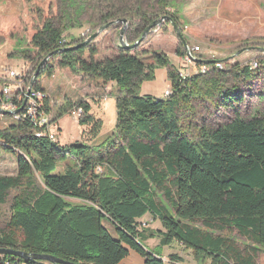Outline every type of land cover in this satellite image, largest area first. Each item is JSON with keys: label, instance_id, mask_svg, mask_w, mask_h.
<instances>
[{"label": "trees", "instance_id": "1", "mask_svg": "<svg viewBox=\"0 0 264 264\" xmlns=\"http://www.w3.org/2000/svg\"><path fill=\"white\" fill-rule=\"evenodd\" d=\"M62 2L61 7L47 4L45 16L34 7L28 10L31 18L39 14L37 20L23 21L26 26L15 38L19 46L8 57L38 67L52 54L59 69L112 83L118 90L115 129L100 140L103 122L90 113V105L66 101L53 121L57 124L63 114L80 107L78 123L87 128L82 135L94 144L59 149L57 142L34 135L28 121L0 130V150L16 162L14 176L0 177V215L9 203L0 248L71 264H119L130 251L144 264H186L179 253L170 254L167 263L161 258L160 250L177 245L196 264H256L264 249V114L243 118L238 106L241 85L264 74V62L217 69L215 61L203 64L199 59L210 71L183 78L164 53L152 54L153 64H144L138 46L95 61L89 47L65 49L73 46L64 35L80 7L74 0ZM113 2L99 0L88 7L89 21L106 26L129 16L137 20L129 34L134 39L168 8L167 0H149L133 9ZM171 20L176 23L175 17ZM176 55L182 57L183 51ZM156 68L167 69L171 95L139 96L140 85L153 79ZM54 71L53 65L43 66L37 79L52 77ZM34 88L42 91L38 84ZM51 108L47 96L43 109L52 114ZM228 108L233 117L221 125L198 122L203 109ZM70 161L63 172L57 171ZM144 218L157 221L160 229L142 227ZM232 231L246 242L243 248L229 237ZM150 239H158L155 250L143 244ZM7 261L36 264L0 256V262Z\"/></svg>", "mask_w": 264, "mask_h": 264}, {"label": "rangeland", "instance_id": "2", "mask_svg": "<svg viewBox=\"0 0 264 264\" xmlns=\"http://www.w3.org/2000/svg\"><path fill=\"white\" fill-rule=\"evenodd\" d=\"M69 1V0H68ZM77 8L76 16L73 17L72 29L65 33L66 41L73 45L81 44L95 51L94 60L103 61L114 58L121 48L120 32L123 30V39L127 44H134L143 36L138 35L137 39L131 38L130 28L137 20L126 19L113 20L104 26H96L88 19V7H94L99 0H74ZM109 2L110 0H103ZM115 4H125L127 8L133 9L139 4L145 7L149 0H113ZM168 8L162 17H156V25L142 38L138 44L136 53L146 65L153 64L152 54L164 53L169 57L170 64L181 74H186L189 66H185L181 59L180 64L177 58L172 56L177 51L187 47H198V57L202 63L215 61L226 65L239 64L247 66L253 62H264V0H167ZM68 3V2H67ZM47 4L52 7L63 6L62 0H0V92L5 86L14 90V83L9 79L10 72L18 75H25L22 87H26L37 69L34 64L28 63L20 58H9L13 52L16 37H19V29L23 30L25 19L36 21L38 13L27 14L28 10L34 7L40 14L48 15ZM103 4V3H102ZM74 6V7H75ZM84 9V10H83ZM53 8L52 12H55ZM83 10V11H82ZM71 11V10H69ZM165 17V19H163ZM175 17L176 23L169 19ZM126 20V26L121 22ZM118 21V22H117ZM19 30V31H18ZM24 34L25 30L22 31ZM95 35V38H92ZM23 46V45H22ZM88 54L84 59H88ZM200 63V64H202ZM227 63V64H226ZM55 66L52 77H41L37 79L41 90L51 101L52 115L66 101L72 104L87 103L90 105V113L95 118L102 120L103 127L100 140H104L113 134L116 125L117 110L116 100L117 88L111 83H102L92 80L81 73H73L68 69H59L56 62L50 58L44 64ZM182 65V66H181ZM190 65L191 73L198 66ZM202 67V65H201ZM42 69V68H41ZM40 69V70H41ZM259 71V70H256ZM170 89L166 68H156L153 79L145 80L139 87V96H152L156 99L164 98L165 91ZM243 102L239 105L240 116L250 118L258 114H264V74L258 72L255 79L246 85H241ZM198 122L210 127H215L229 121L232 117V110L220 109L214 111L201 110ZM15 123L11 117H0V130L9 124ZM86 127L78 123L70 113H65L57 119L54 132L57 136L59 149L67 148L78 143L94 144L83 134ZM73 162L62 163L57 171L63 172L66 165ZM16 174V162L12 155L0 150V177H9ZM40 184L39 179H36ZM12 193L9 198H11ZM159 201L164 204L170 212L172 209L162 194H158ZM9 204V203H8ZM8 204L1 208L0 229H5L8 219ZM141 226L150 230H157L158 224L149 218H144ZM108 229V223H103ZM150 226V227H149ZM241 248L246 242L238 235L237 231L229 233ZM144 246L155 250V240L150 239L143 243ZM169 251L179 253L186 264H196L187 252L174 245L172 248H163V252ZM162 252V250H160ZM256 264H264V249L260 248L256 258Z\"/></svg>", "mask_w": 264, "mask_h": 264}, {"label": "built area", "instance_id": "3", "mask_svg": "<svg viewBox=\"0 0 264 264\" xmlns=\"http://www.w3.org/2000/svg\"><path fill=\"white\" fill-rule=\"evenodd\" d=\"M199 52L198 47H185L183 49V56L181 59L187 65L185 66H198L191 73L187 70L186 74H181L183 78L191 77L196 74H205L210 71L208 65H199ZM254 63V62H253ZM252 63L247 66L250 67ZM191 66V67H192ZM217 69H224L223 64L218 63L215 65ZM25 75L21 76L18 73L12 71L9 74V79L14 83V90L10 86H5L0 92V117L9 116L14 119L16 123H22L28 121L33 127V134L41 137H47L52 141L57 142V136L54 132L56 123L53 121L52 114H47L43 109V100L47 95L40 90H36L34 85L30 87V83L26 87H22L25 81ZM171 90H167L164 96H170ZM15 111H19L15 113ZM70 115L79 119L82 115V109L80 107L74 108ZM145 224H143V227ZM0 264H9V262H0Z\"/></svg>", "mask_w": 264, "mask_h": 264}, {"label": "water", "instance_id": "4", "mask_svg": "<svg viewBox=\"0 0 264 264\" xmlns=\"http://www.w3.org/2000/svg\"><path fill=\"white\" fill-rule=\"evenodd\" d=\"M163 19H165V17H163ZM170 22H172L171 19H169ZM118 22V21H117ZM123 24H124V27L126 26V20H122L121 21ZM159 22V21H157ZM157 22H154L150 27H148V29L144 32L143 36L140 38V40H138L136 43L134 44H127L124 39H123V30L122 32H120V44H121V48L123 49H134L136 46H138L139 42L142 40V38L149 32L150 29H152ZM173 23V22H172ZM112 24V23H109V25ZM108 25L102 27L101 29L103 28H106ZM92 38H95V35L92 37ZM82 46L81 44H78V45H73L71 47H68V48H65V49H76L77 47H80ZM184 47H186V45L184 44ZM62 50H57L55 53H59L61 52ZM53 53V54H55ZM52 56V54L48 55L47 57H45L40 65L37 67L32 79H31V82H30V87H32L35 82L37 81V77H38V74H39V71L40 69L44 66V64L47 62V60ZM19 111H15V113H18ZM0 256H12V257H15V258H18V259H21L25 262H34L36 264H71V263H68V262H64L62 260H59V259H56L52 256H48V255H27L21 251H16V250H12V249H1L0 248Z\"/></svg>", "mask_w": 264, "mask_h": 264}, {"label": "crops", "instance_id": "5", "mask_svg": "<svg viewBox=\"0 0 264 264\" xmlns=\"http://www.w3.org/2000/svg\"><path fill=\"white\" fill-rule=\"evenodd\" d=\"M167 9H170V8H167ZM172 56L176 57L178 63L180 64L181 57L177 56L176 54H173ZM149 219L152 220L151 218H149ZM143 220H145V219H143ZM152 222H155L156 224H158L159 227L157 229H160V225H159V223L157 221H153L152 220ZM152 240H155V245L157 246L158 245V239H152ZM148 250H151V249L148 248ZM169 255H170L169 251L167 252V251L164 250V252H163V249H162L161 258H162L163 261L166 262L168 260V256ZM180 256H181V254H180ZM119 264H144V259H142L140 256H138L136 253L130 251L128 257L125 258L124 260H122ZM177 264H182V263H177ZM183 264H185V263H183Z\"/></svg>", "mask_w": 264, "mask_h": 264}, {"label": "bare ground", "instance_id": "6", "mask_svg": "<svg viewBox=\"0 0 264 264\" xmlns=\"http://www.w3.org/2000/svg\"><path fill=\"white\" fill-rule=\"evenodd\" d=\"M4 257V256H3Z\"/></svg>", "mask_w": 264, "mask_h": 264}]
</instances>
